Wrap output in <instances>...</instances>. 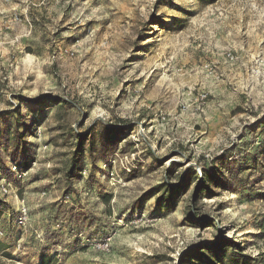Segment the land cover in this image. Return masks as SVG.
I'll list each match as a JSON object with an SVG mask.
<instances>
[{
	"label": "rangeland",
	"instance_id": "obj_1",
	"mask_svg": "<svg viewBox=\"0 0 264 264\" xmlns=\"http://www.w3.org/2000/svg\"><path fill=\"white\" fill-rule=\"evenodd\" d=\"M0 243L264 264V0H0Z\"/></svg>",
	"mask_w": 264,
	"mask_h": 264
},
{
	"label": "bare ground",
	"instance_id": "obj_2",
	"mask_svg": "<svg viewBox=\"0 0 264 264\" xmlns=\"http://www.w3.org/2000/svg\"><path fill=\"white\" fill-rule=\"evenodd\" d=\"M26 59H27V60H30V59H31V57H30V56H26Z\"/></svg>",
	"mask_w": 264,
	"mask_h": 264
},
{
	"label": "trees",
	"instance_id": "obj_3",
	"mask_svg": "<svg viewBox=\"0 0 264 264\" xmlns=\"http://www.w3.org/2000/svg\"><path fill=\"white\" fill-rule=\"evenodd\" d=\"M72 173V171L70 170V172H69V174H71ZM70 177V176H69ZM0 245H1V243H0ZM0 251H1V249H0ZM194 253H196V252H194Z\"/></svg>",
	"mask_w": 264,
	"mask_h": 264
},
{
	"label": "built area",
	"instance_id": "obj_4",
	"mask_svg": "<svg viewBox=\"0 0 264 264\" xmlns=\"http://www.w3.org/2000/svg\"><path fill=\"white\" fill-rule=\"evenodd\" d=\"M22 213H23V215H25V211L24 210L22 211Z\"/></svg>",
	"mask_w": 264,
	"mask_h": 264
}]
</instances>
